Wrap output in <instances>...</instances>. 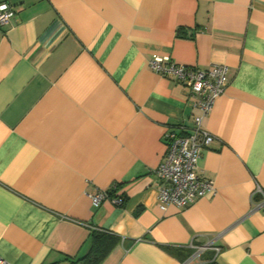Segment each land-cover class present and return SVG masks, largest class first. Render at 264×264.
Masks as SVG:
<instances>
[{
	"label": "crops",
	"instance_id": "1",
	"mask_svg": "<svg viewBox=\"0 0 264 264\" xmlns=\"http://www.w3.org/2000/svg\"><path fill=\"white\" fill-rule=\"evenodd\" d=\"M0 3L1 260L69 264L98 231L117 238L99 264H264V0ZM155 56L228 68L197 170L215 194L183 210L158 207L154 171L195 111ZM100 190L124 205L93 207Z\"/></svg>",
	"mask_w": 264,
	"mask_h": 264
},
{
	"label": "built area",
	"instance_id": "2",
	"mask_svg": "<svg viewBox=\"0 0 264 264\" xmlns=\"http://www.w3.org/2000/svg\"><path fill=\"white\" fill-rule=\"evenodd\" d=\"M15 12L7 3H0V27L8 26ZM148 65L160 77L183 85L189 91L190 105L195 111L192 116L189 132L173 129L164 134L166 151L154 171L157 179L158 207L165 210L172 205L183 210L207 195H214L213 182L200 177L197 173L198 164L203 150L208 148L213 137L203 128L205 119L212 111L213 105L228 85V68L222 64L212 65L202 70L173 62L169 57H153ZM260 194L262 200L255 207L264 208V191L257 185L253 193ZM93 207H99L104 201L116 206L122 204L121 198H112L106 190L89 195ZM193 257H198L205 250L212 249L216 254L219 248L212 246L190 245ZM0 264H7L0 259Z\"/></svg>",
	"mask_w": 264,
	"mask_h": 264
},
{
	"label": "trees",
	"instance_id": "3",
	"mask_svg": "<svg viewBox=\"0 0 264 264\" xmlns=\"http://www.w3.org/2000/svg\"><path fill=\"white\" fill-rule=\"evenodd\" d=\"M107 193L109 196H111L109 191H107ZM122 201L123 202L120 205L121 207L124 205V199H122ZM90 237L91 246L88 253L81 259L70 261L69 264H74L76 262H82L83 264H99L107 255L113 243L117 241V238L113 235L101 233L98 231H93L90 234ZM163 249L169 252L171 255H176L175 252L168 247H164ZM189 251L190 254L193 253V250L190 249Z\"/></svg>",
	"mask_w": 264,
	"mask_h": 264
}]
</instances>
